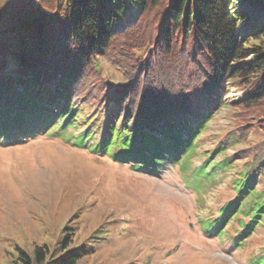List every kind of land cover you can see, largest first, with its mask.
<instances>
[{
  "label": "trees",
  "instance_id": "trees-1",
  "mask_svg": "<svg viewBox=\"0 0 264 264\" xmlns=\"http://www.w3.org/2000/svg\"><path fill=\"white\" fill-rule=\"evenodd\" d=\"M254 1L252 16L232 0H11L4 12L0 4V145L72 129L65 140L74 148L152 176L176 165L196 193L242 162L234 198L200 221L221 240L235 223L232 244L242 246L264 227V0ZM103 62L121 76L114 88ZM231 91L241 95L230 105L239 124L204 150ZM252 132L260 142L227 155ZM67 247L18 249L10 264H79L90 253ZM250 264H264V251Z\"/></svg>",
  "mask_w": 264,
  "mask_h": 264
},
{
  "label": "rangeland",
  "instance_id": "rangeland-1",
  "mask_svg": "<svg viewBox=\"0 0 264 264\" xmlns=\"http://www.w3.org/2000/svg\"><path fill=\"white\" fill-rule=\"evenodd\" d=\"M10 1L0 3L3 12ZM136 13L132 8L127 19ZM102 68L113 88L121 83L108 63ZM229 94L228 107L215 115L202 136L204 150L239 124L230 105L241 95ZM69 133L75 134L72 129ZM69 133L0 145V264H10L18 249L32 254L42 247L60 254L64 242L69 249L90 250L79 264H250L263 253L264 227L250 233L240 247L232 244L235 223L225 228L229 240L200 227L201 220L215 219L217 210L234 198L233 176L242 170V162L215 174V181L196 193L185 185L186 175L176 165L166 164L153 176L134 171L74 148L65 140ZM247 140L249 145H236L227 155L257 144L261 137L252 132ZM203 158L189 161L188 174Z\"/></svg>",
  "mask_w": 264,
  "mask_h": 264
},
{
  "label": "water",
  "instance_id": "water-1",
  "mask_svg": "<svg viewBox=\"0 0 264 264\" xmlns=\"http://www.w3.org/2000/svg\"><path fill=\"white\" fill-rule=\"evenodd\" d=\"M235 6H236L238 9H245L247 12L249 11V13H250L251 16H252L254 10L252 9V8H253L252 3H249L248 0H243L241 6H239L237 3H236Z\"/></svg>",
  "mask_w": 264,
  "mask_h": 264
},
{
  "label": "bare ground",
  "instance_id": "bare-ground-1",
  "mask_svg": "<svg viewBox=\"0 0 264 264\" xmlns=\"http://www.w3.org/2000/svg\"><path fill=\"white\" fill-rule=\"evenodd\" d=\"M238 1V4H239V6H241L242 5V2H243V0H237Z\"/></svg>",
  "mask_w": 264,
  "mask_h": 264
}]
</instances>
